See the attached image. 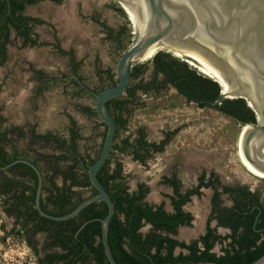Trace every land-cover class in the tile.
<instances>
[{
  "label": "rangeland",
  "instance_id": "obj_1",
  "mask_svg": "<svg viewBox=\"0 0 264 264\" xmlns=\"http://www.w3.org/2000/svg\"><path fill=\"white\" fill-rule=\"evenodd\" d=\"M119 9L123 10V13H120ZM92 13L100 24L104 23L114 33L121 30L124 45L128 48L134 44L137 36L134 30L136 29L134 20L127 6L120 0H97L89 11L87 9L84 11L83 19L78 25L79 29L73 31H78L77 33L83 34L84 37L87 35L90 40L70 38L68 42L73 40V44L78 49L76 57L82 62L79 70L80 77L89 88L99 92L107 84L106 82L102 84L97 68L110 67L115 72L121 52H117L112 41L107 40L104 28L96 22H90L87 18ZM42 31L44 35L47 29ZM71 35L74 36L72 33ZM12 52L19 53L17 46L12 47ZM159 52L169 53L185 62L174 52L173 54L168 50ZM29 54L41 61V69L51 80L46 86H42V82L36 80L33 73L23 63L24 61H19L17 55H12L11 60L7 62L8 65H13L11 68H0V99L8 96L9 102L7 103L10 105V101L18 97V103L13 102V110L17 111L19 129L23 134L19 135V145L27 146L31 143L28 135L31 126L39 135L52 133L67 137L71 123L75 122L80 134L81 153L91 158L95 157L103 141L105 127L99 119L88 116L85 109H94L96 99L88 96L87 93L77 92L70 82L61 80L71 74L68 69V59L52 51L49 43L43 45L42 50H33ZM152 59L135 65L150 64ZM190 67L197 71L191 65ZM138 97L137 105L131 112L129 130L121 133L118 141L120 142L129 135L135 136L137 129L143 130L148 139L152 141H159L162 133L172 132L174 136H172L168 151L149 160L145 166L135 162L130 155L112 157L113 161H122L127 185L131 191L136 190L139 183L150 184L153 190H150L148 200L151 203L165 200L167 208L170 209L167 199V194L170 192L161 185L159 181L161 174L174 169L175 164L181 165L180 177L186 187H191L195 183L194 175L197 174L193 168L194 164L199 166L204 164L205 167L214 168L225 182L258 190L264 202V180L251 175L240 161L238 142L244 129L241 124L214 109L200 108L193 103L186 102L171 87L153 95L139 94ZM33 143L36 154L44 155V157L59 154L58 150L50 144H43L42 141L36 139ZM182 151L186 160L193 163L187 166L185 173L184 166L180 162L183 159L180 154ZM171 159L177 162L171 165L169 164ZM58 184L62 186L61 179L58 180ZM87 193H89L88 190L84 192L86 195ZM200 202L195 200L196 208L205 207L207 198ZM205 211L203 213L199 210L193 211L200 218V225H203L206 219ZM149 230L150 227L145 226L143 233ZM195 230L184 227L180 229L186 239L196 237ZM3 237L9 240L3 243L1 240ZM0 264H38V258L27 247L23 239L6 236L0 230Z\"/></svg>",
  "mask_w": 264,
  "mask_h": 264
},
{
  "label": "trees",
  "instance_id": "obj_2",
  "mask_svg": "<svg viewBox=\"0 0 264 264\" xmlns=\"http://www.w3.org/2000/svg\"><path fill=\"white\" fill-rule=\"evenodd\" d=\"M56 1L59 2L60 0ZM119 12L123 13V10L119 9ZM109 35L115 41L121 53L128 49L124 45L122 31L114 34V31L110 29ZM163 50L168 49L161 48L153 55V59L146 60L152 59L150 64L134 65L131 70V82L126 93L108 102V107L116 123V134L109 157L98 172V179L115 206V214L110 222L108 232L111 253L117 264H196L206 262L253 264L264 255V240L259 243L261 234L256 233L253 228L258 211H255L253 215H248L243 221L240 212L245 210V205L243 202H239L236 205L237 210L233 209L231 214L223 217L222 224L229 225L233 229L231 237L233 242L230 249L225 250V255L217 256L211 252L215 244L214 241L210 242L212 229H209L207 235L202 238L203 249L198 247L197 242L186 245L170 236V234L176 235L178 228L181 226H191L193 217L183 210V206L190 201L193 194H199L198 189L183 195L179 192V184L175 183L178 199H173L174 213L168 214L161 207L154 209V207L144 202L148 193L147 187L140 186L138 191H130L122 175L121 163H117L114 170L110 169V158L114 155L113 150H118L121 153L127 150V153L133 154L136 160L139 159L144 164L153 153L164 151L165 143H149L145 139L146 136L143 130L137 131L140 133V140L126 138L120 142L118 141L122 131H126L129 127L127 120L124 119L123 112L131 115L132 110L129 111L128 108L137 105L139 94L153 95L171 87L180 95H183L189 103L195 102L200 108L214 109L233 118L242 127L258 124L256 114L243 99H225L219 104H213L220 97L221 90H223L222 86L220 87L217 81L197 73L188 63L180 61L169 53L159 52ZM107 76L109 84L101 90L114 86L118 82L113 70L110 69ZM76 86L81 92L82 89L77 83ZM85 113L90 117L97 118L95 108H87ZM105 134L106 128L103 141ZM35 139L46 144H52L58 150L59 154L44 158L56 164L53 168L54 177L61 176L63 179L62 186H56L53 183L54 189L48 190L51 195L46 201L42 200V207L46 210L45 202H51L54 206V215L69 214L82 201L96 194L90 184L87 169L96 161L101 149L94 158L81 153L79 149L80 134L75 122L71 123L67 137L46 133L36 135ZM63 162H70L71 164L66 169H62L59 164ZM35 178L37 183L36 174ZM74 186L91 187L92 194L88 197L76 196V192L73 191ZM249 195L250 193L246 190L242 192L244 197ZM257 197L254 198L256 202L258 201ZM107 214L108 207L105 203L100 202L93 203L85 208L79 215L81 220L77 225L75 219L62 222L51 221L43 217H39V219L45 224L67 226L58 231L55 237L56 242L62 243L66 249L69 248L70 253L62 254L60 257V259L66 261L65 264L75 263L72 252L75 245L81 246L82 249L87 245L99 264H109L101 240V220ZM37 218L38 212L35 211V219L37 220ZM83 224L85 226L77 234ZM147 224L151 226L150 230L147 233H142L141 230ZM256 227L264 228V211ZM240 228H243V233H238ZM98 240L99 242H97ZM176 248L186 249L189 253L186 255L180 253L175 256ZM38 264H43V262H38Z\"/></svg>",
  "mask_w": 264,
  "mask_h": 264
},
{
  "label": "flooded vegetation",
  "instance_id": "obj_3",
  "mask_svg": "<svg viewBox=\"0 0 264 264\" xmlns=\"http://www.w3.org/2000/svg\"><path fill=\"white\" fill-rule=\"evenodd\" d=\"M95 2H97V0H60L59 2L56 0H0V68H11L13 65H8L7 62L11 60L12 55H17L19 57V61H24L23 63L27 66L29 71L33 73V76L36 78V80L41 81L42 86H46L51 80L46 77L44 71L41 69V61L35 59L32 54L29 53L33 50H42V46L49 43L52 51L68 59V69L71 74L70 76L61 78V80L70 82L71 85L74 86L75 90L80 92L77 89V83V85L82 89L81 92L87 93V95L90 97H94L93 93L98 92L89 88L80 77L79 70L82 66V62L76 57V52L78 49L73 44V40L72 42H68V39L83 38V40L86 41L90 40L88 39L87 35L84 37L83 34L81 35L76 33V31L73 30L79 29L78 25L83 19L84 11L86 9L89 11V8L93 7ZM93 14L94 13L90 14L87 18L90 19V22L92 23L96 22L97 24H100V21L98 22L97 17H95ZM100 26L104 28L107 40L112 41L118 52L119 49L115 41L109 35L110 28L106 27L104 23H101ZM45 28L47 29V32L44 33V36L42 30ZM71 33L74 34V36H72ZM13 46H17L19 53L14 54L12 52ZM16 62L18 61L16 60ZM110 69V67L106 69L99 67L97 68V74L100 76L102 84H104L103 82H106L107 85L109 84L107 72ZM75 76L77 79L74 78ZM57 80L60 81V79ZM180 96L183 97L186 102H188L183 95ZM8 98V96H3L2 99H0V230L4 232L6 236L19 237L20 239H23L32 253L37 255L38 262H43V264H65L66 261L60 259V257L62 254L70 253L69 248L66 249L62 243L56 242L55 237L58 234V231H61V229H64L67 226L48 223L45 224L39 219V217H41L39 213L37 220L35 219V211H37L35 205V190L37 191L39 182V180H37L36 183L35 174L37 175V173L32 166L17 161L24 160L30 162L43 175L44 190L42 191L41 196V206L42 200L46 201L50 197L51 194L48 190L54 189L53 183H55L56 186H60L58 184V180L61 179L63 183V179L61 176L54 177L53 168L54 165H56L53 164L54 162L47 161L44 158V155L36 154L33 142L35 136L39 134L35 132L33 126H31L28 134L31 143L27 146L19 145V135L22 134V131L19 129L16 115L17 111L13 110V104L15 102L16 104L18 103V97L17 99L15 98V100L12 99V101H10V105L7 103L9 102ZM190 103L198 106V104L195 102ZM135 106L136 105L131 106L128 108V110H132ZM128 114L127 112H123L124 119H126L127 123L130 124L131 115ZM128 130L129 127L126 129V131H122V133H126ZM137 131H139V129H137ZM137 131L135 136L129 135V137L126 138H130L131 140H140L141 136ZM144 134L146 136L145 139L149 143H165L164 151L153 153L144 164L139 159L136 160L133 154L127 153V150H125L123 153L118 150H113L114 155H112L110 158V169L114 170L116 164L121 163L122 175L126 185L127 179L124 173L123 163L122 161H113L112 157H116L118 155H130L135 162L145 166L149 160L153 159L157 155H163L168 151V147L171 146L172 136H174V133L172 132L162 133V137L159 141H152L148 139V136L145 132ZM43 144L46 143L43 142ZM101 145L99 147V151L101 149ZM180 154L183 157L180 162L184 166L185 173L187 166L189 164L193 165V163L186 160L183 151ZM169 162H171L169 164L174 165L177 161L171 159ZM69 164L71 163L63 162L59 165L62 167V169H66ZM180 166L181 165L175 164L174 169L162 173L161 177L159 178L161 185L170 192L167 194L170 209L167 208V203L165 200L155 203H151L148 200L150 190H153L152 185L147 183H139L136 190H132L135 192L139 190L140 186L147 187L148 193L146 194L144 202L154 207V209L161 207L166 213L172 214L174 213L173 199H178L176 197L175 183L179 184V192L183 195L198 189L199 194H193L190 197V201L183 206V210L193 217L191 226L179 227L176 235L170 234L172 238L178 242L185 243L186 245H191L193 242H197L198 247L203 249L204 244L202 238L207 235L209 229H212L213 233L211 235L210 242L214 241L215 244L211 252L215 253L217 256L225 255V250H229L233 242L231 238L233 229L229 225L222 224L223 217L231 214V211L236 209V205L239 202H243L245 205V210L240 212L243 216L242 220L245 221L248 215H253L255 211H258L253 228L256 233L261 234V240L259 243L264 240V228L256 227L260 220V216L264 211V202L262 195L258 190L251 189L245 185L225 182L221 175H219V173L214 168L205 167L204 164L200 166L194 164L193 168H195V172L197 173L194 175L195 183L191 187H186L185 182L180 177V172L182 171ZM86 190L89 192L87 195L84 194ZM244 190L248 191L250 195L246 197L242 196V192H244ZM73 191L76 192V196L81 195L82 197H88L92 194L91 187L84 188L74 186ZM255 197H257V202L254 201ZM204 198H207V205L203 208H196L195 200L200 202L204 200ZM45 206L46 210L43 207L42 208L46 212L54 215L53 204L51 202H45ZM197 210H199L201 213L206 210V219L203 222V225L199 224L201 220L193 212ZM74 219L76 225L81 220L79 216ZM84 226L85 224L79 228L77 234ZM146 226L151 228L149 224ZM183 227L196 229L194 233H197V236L191 239H186L180 231V229ZM141 232L143 233V229ZM238 233H243V228H240ZM1 240L2 242H6L9 239L7 237H3ZM97 242H99V240ZM72 252L75 262L73 264H99L95 255L87 245L85 248L83 247V249L81 246L75 245L74 251ZM174 253L175 256H178L180 253L186 255L189 253V251L186 249L176 248Z\"/></svg>",
  "mask_w": 264,
  "mask_h": 264
},
{
  "label": "water",
  "instance_id": "obj_4",
  "mask_svg": "<svg viewBox=\"0 0 264 264\" xmlns=\"http://www.w3.org/2000/svg\"><path fill=\"white\" fill-rule=\"evenodd\" d=\"M128 3L135 12L141 33L134 29L136 41L120 54L115 68L118 82L93 93L96 115L106 128L100 154L87 169L96 194L82 201L69 214L52 215L41 206L43 175L30 162L17 161L32 166L38 175L35 205L41 217L68 221L93 203L106 204L108 214L101 220V240L109 264H117L108 243L115 206L98 179V172L110 154L116 134V123L108 102L126 93L132 68L152 46L180 47L190 58L187 60L220 76L228 94L221 90L220 97L213 104L225 99L246 101L256 114L258 124L244 126L238 154L251 174L264 179V0H128ZM187 60L184 61L188 63ZM253 264H264V255Z\"/></svg>",
  "mask_w": 264,
  "mask_h": 264
},
{
  "label": "bare ground",
  "instance_id": "obj_5",
  "mask_svg": "<svg viewBox=\"0 0 264 264\" xmlns=\"http://www.w3.org/2000/svg\"><path fill=\"white\" fill-rule=\"evenodd\" d=\"M122 3H123L124 5L127 6L128 10H129V12H130V14H131V17H132V19L134 20V24H135V27H136L135 30L141 33V31H140V27H139V24H138V21H137L136 15H135V12H134L133 9L131 8L130 4L128 3V0H122ZM66 16H67V14H66ZM68 16H69V15H68ZM69 25H70V24H69ZM69 25H68V26H69ZM73 25H74V23H73ZM73 25H72V27H73ZM70 26H71V25H70ZM74 27H75V25H74ZM74 29H75V28H74ZM77 32H78V31H77ZM77 32H76V33H77ZM161 48H167L169 51L174 52L178 57L182 58V60L190 59V58H189V57H188V56H187V55L181 50L180 47H173V48H171V47H168V46H165V45L156 44V45L152 46V47H151V48H150L145 54H143V56L138 60L137 63H139V62H143V61H146V60L152 58L153 55H154L158 50H160ZM187 61H188V63H189V66L191 65L192 67L196 68L197 71H199V74H201V75H203V76H205V77H207V78H210V79H212V80H214V81H216V79H218L217 82L222 86V88H224V89H223V93L228 94L227 89H226V87H225V84H224V82H223V79H222L220 76H218L217 74L209 73L208 71L204 70V69L201 68L200 66L196 65L195 63H193L191 60H187ZM253 108H254V107H253ZM240 161H241V159H240ZM241 163H242V165L244 166V168L248 171V169L245 167V165L243 164L242 161H241ZM248 172H249V171H248ZM249 173H250V172H249ZM250 174H251V173H250ZM251 175H253V174H251ZM253 176L256 177V178H258V179L264 180V179H262V178H260V177L255 176V175H253ZM197 224H198V223H197Z\"/></svg>",
  "mask_w": 264,
  "mask_h": 264
}]
</instances>
